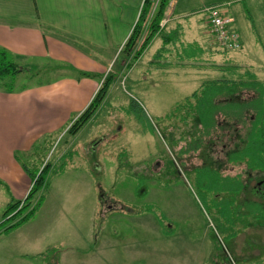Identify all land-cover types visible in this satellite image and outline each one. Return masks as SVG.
Returning a JSON list of instances; mask_svg holds the SVG:
<instances>
[{
  "label": "rangeland",
  "instance_id": "rangeland-1",
  "mask_svg": "<svg viewBox=\"0 0 264 264\" xmlns=\"http://www.w3.org/2000/svg\"><path fill=\"white\" fill-rule=\"evenodd\" d=\"M203 3L235 16L241 47L173 37L154 56L153 42L111 73L76 135L70 121L18 151L32 173L50 169L41 208L8 231L0 186V264H264V0H188L191 18ZM15 61L25 67L15 89L62 71ZM256 79L252 99L222 96Z\"/></svg>",
  "mask_w": 264,
  "mask_h": 264
},
{
  "label": "crops",
  "instance_id": "crops-1",
  "mask_svg": "<svg viewBox=\"0 0 264 264\" xmlns=\"http://www.w3.org/2000/svg\"><path fill=\"white\" fill-rule=\"evenodd\" d=\"M187 1H170L163 20L169 42L164 44L165 38L155 34L137 60L153 42L159 45L155 56L173 42V37H182L200 48L203 43L210 47L213 37L206 15L191 18L196 8ZM142 3L143 0H0V48L15 59L36 64L41 71L65 66L58 69L62 70L60 75L25 85L21 90L9 92L0 86V186H7L10 193L3 200L4 207L11 199H24L32 184L16 153L29 152L44 135L62 133L99 88V76L81 77L77 71L106 75L129 70L130 53L124 45ZM221 11L233 18L231 27L243 37L245 29L234 27L235 16ZM33 128L42 129L33 132Z\"/></svg>",
  "mask_w": 264,
  "mask_h": 264
},
{
  "label": "trees",
  "instance_id": "trees-1",
  "mask_svg": "<svg viewBox=\"0 0 264 264\" xmlns=\"http://www.w3.org/2000/svg\"><path fill=\"white\" fill-rule=\"evenodd\" d=\"M170 1L171 0H143L138 19L135 22L131 34L124 45V50L130 53V66L131 61L137 60V58L145 50L155 34L160 33L162 38H165L163 41L164 44H166V42H169L170 35L168 36L163 32L165 24L161 26V22L166 18V11ZM62 67L65 66H58L55 68L61 69ZM48 69L49 68H44L42 70L48 71ZM70 70L76 69L70 67ZM22 71H25V67L20 66L9 51L0 48V82L2 83L0 86L9 92L15 90L13 84L14 80ZM77 72L81 77L99 76L101 78V83L89 104L85 107L84 110L79 113L76 118L71 121L70 126L67 128V132L73 136L76 135L80 128L84 126V124H86L95 115L106 98L108 87L110 86L111 78L113 76L112 74L98 75L94 72L89 71ZM6 78H9V81H7ZM259 83L260 82L257 79L248 80L247 82H243L242 85L240 84L238 87V84L234 82L233 86L225 91L222 96L225 98V100L230 98L237 99L235 97L237 94L241 93L242 91H249V93H252L249 99H252L256 95L254 89L259 88L257 85ZM23 88H25V85H22L19 90ZM212 96L213 98L221 97V94L214 93L212 94ZM209 108V121H207V123L205 124V127L207 128V131H205L207 134L216 122L214 119V115L216 112H214L213 110L212 103L209 105ZM22 166L27 174L31 177L32 184L24 199H11L4 207L2 211L1 223H6V226L4 228V230L6 231L17 228L18 226L31 219L43 200L42 191L46 186L50 165L48 163H45L44 166H42V168H40V170L35 173L29 171L23 164ZM0 184H3L2 181H0ZM44 254H46V252Z\"/></svg>",
  "mask_w": 264,
  "mask_h": 264
},
{
  "label": "built area",
  "instance_id": "built-area-1",
  "mask_svg": "<svg viewBox=\"0 0 264 264\" xmlns=\"http://www.w3.org/2000/svg\"><path fill=\"white\" fill-rule=\"evenodd\" d=\"M202 11L206 15L209 32L219 45L234 50L241 47L239 33L231 27L232 17L224 14L221 8L214 4L204 6ZM163 23L164 21L161 22V26Z\"/></svg>",
  "mask_w": 264,
  "mask_h": 264
},
{
  "label": "flooded vegetation",
  "instance_id": "flooded-vegetation-1",
  "mask_svg": "<svg viewBox=\"0 0 264 264\" xmlns=\"http://www.w3.org/2000/svg\"><path fill=\"white\" fill-rule=\"evenodd\" d=\"M257 184H259V183L257 182Z\"/></svg>",
  "mask_w": 264,
  "mask_h": 264
}]
</instances>
